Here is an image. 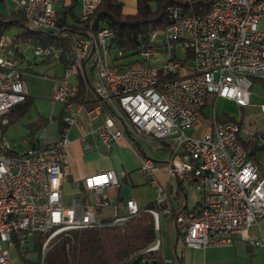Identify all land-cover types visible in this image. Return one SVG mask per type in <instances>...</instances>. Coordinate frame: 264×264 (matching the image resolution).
<instances>
[{
    "label": "built area",
    "instance_id": "2783aa9c",
    "mask_svg": "<svg viewBox=\"0 0 264 264\" xmlns=\"http://www.w3.org/2000/svg\"><path fill=\"white\" fill-rule=\"evenodd\" d=\"M10 1L30 27L59 40L67 38L69 51L61 75L54 78L50 111L36 143L14 150L2 125L9 123L10 109L27 99L28 89L22 57L6 53L10 42L0 37V264H17L9 247L20 254L28 248L30 234L45 236L36 262L43 264L50 243L61 235L123 226L141 211L153 216L156 233L147 251L161 249L162 213L174 221L189 247L230 246L236 236L249 245H263L249 230L264 217V159L254 161L242 140L264 139V134L249 133L235 120L222 121L216 103L222 98L239 107L249 105L252 80L264 75V0H212L204 13L193 12L186 5L190 0L168 4L167 24L150 36L155 45L137 56L142 64L121 70L114 68L122 52L110 48L115 36L110 27L88 26L70 34V28L58 22L54 0ZM99 3L82 0L80 23L89 21ZM159 33L161 42L156 40ZM32 51L58 61L63 46L32 45ZM76 74L85 88L79 97V80H72ZM55 103L62 106L66 126L77 123L81 112L90 120L102 117L94 131L106 148L127 135L168 148L162 163L139 157L141 171L155 188L152 207L139 206L131 197L120 211L105 194L106 188L120 185L114 169L84 176L76 197L64 194L62 182L69 171L64 149L71 140L64 133L53 137ZM206 107L212 109L207 131L201 137L185 133ZM260 108L264 111V104ZM83 137L82 147L92 148ZM173 179L195 187L201 196L198 209L173 211ZM107 208L109 214L103 212ZM163 264L176 262L163 258Z\"/></svg>",
    "mask_w": 264,
    "mask_h": 264
},
{
    "label": "trees",
    "instance_id": "16d2710c",
    "mask_svg": "<svg viewBox=\"0 0 264 264\" xmlns=\"http://www.w3.org/2000/svg\"><path fill=\"white\" fill-rule=\"evenodd\" d=\"M77 0L66 6L59 13L58 22L69 27V33L74 34L85 27L98 28L108 26L114 30L115 36L112 39L111 49L121 50L122 54L115 58L114 68L124 69L131 64H142L137 57L139 53L148 47L154 46L150 36L153 31H161L167 24L166 6L177 0H136L135 11L133 13L123 12L122 0H100L99 5L90 16L89 21L80 23L74 13ZM212 0H190V6L195 13L206 12ZM67 17L73 18L69 24ZM18 26V31L9 44L15 47L19 44L29 45H54L63 46L59 62L65 65L68 62L67 38L59 40L40 29L30 27L21 10L11 12L9 15L0 14V37L9 26ZM19 56L17 49L13 53ZM129 58V59H128ZM48 61L49 59H43ZM264 87V77H256ZM252 80V81H253ZM79 95L85 91L84 85L79 80ZM29 97L10 109L7 114L10 122V115L19 117L29 107ZM229 120H235L228 117ZM45 122V117H40L30 127V145L35 144L34 135ZM240 125L241 122L237 121ZM65 125H61L63 128ZM242 143L246 149L251 150V158L258 161L255 156V140L244 141ZM160 146L164 144L159 143ZM146 206L152 207L150 202ZM178 208H173L177 212ZM180 236L182 233L178 230ZM156 237L154 230L153 216L145 211L132 217L123 226H107L101 228H90L71 231L67 235H61L50 243V247L45 254L43 264H163V254L161 249L147 251ZM35 250L38 253L45 236L42 234L33 235ZM25 249H27L25 247ZM25 249L20 253L23 264H36L25 257Z\"/></svg>",
    "mask_w": 264,
    "mask_h": 264
},
{
    "label": "crops",
    "instance_id": "0c3cea01",
    "mask_svg": "<svg viewBox=\"0 0 264 264\" xmlns=\"http://www.w3.org/2000/svg\"><path fill=\"white\" fill-rule=\"evenodd\" d=\"M122 1H123L124 13H133L135 11L136 0H122ZM71 2L72 0H54V7L57 10V12L60 13L64 9V6L70 4ZM9 3L13 4L10 0H0V14L6 15L8 13L10 14L11 12L16 11L13 5L9 6ZM81 3L82 0L76 1V6L74 9L75 15L78 14L79 9L81 7ZM73 21H74L73 18L67 17V22L69 24H71ZM25 45L30 46L32 48V45L29 44L28 45L25 44ZM18 46L19 45L15 46L17 52L19 53L20 57H22L23 62L26 63L24 68L21 67L24 76L25 72L27 71L30 72L29 61H27L24 52L21 53L18 50ZM15 47L9 48L8 46L6 48V53H8L9 51L13 53V49L15 50ZM60 65L62 66L61 63ZM88 69H89V73L92 74V70L90 66H88ZM60 75H56L54 78ZM260 77H264V75ZM72 80L77 82L79 80V76L76 74L72 78ZM53 87H54V82L52 85V89ZM28 97L30 101L31 98L29 95V89H28ZM58 108H59L58 114L55 115L56 122L53 128V137L57 138L61 133H64L67 136V138L71 140V143L64 149V152L66 153L69 161V169H68L69 171L62 182V190L64 194H66L70 198L76 197L80 192L81 180L83 179L84 176L97 171L114 169L119 178L120 185L116 188L114 187L106 188L105 194L113 204H116L118 206L120 211H124L125 209L124 203L127 198L132 197L136 200L134 193L135 188L141 183H148L146 176L143 174V172L140 169L139 157L147 156L144 150L142 149V144L144 143L148 145H153V142L155 140L152 139L134 140L132 139V137L127 135L125 141H122L118 144H114L111 148H106L100 143L99 139L97 138V134L94 131V129L99 124L102 123V117L96 118L94 120H90L86 116L85 112H81L78 116L77 123L72 124L70 126L65 125L63 126V128H61V125L62 124L64 125V123L62 122L63 111L61 104L59 105ZM216 113H217V109H216ZM218 117L220 116L218 115ZM39 118L40 117L26 123L27 133L24 136L25 139L24 137H23L24 140L21 138L23 142H21L19 148H16L14 145L13 146L14 150H24L26 147L30 145L31 143L29 138L30 127L33 125V122H36ZM235 121L241 122V119H235ZM208 127H209V122H208ZM82 134H84L85 136L83 138H85L88 142L92 144L93 146L92 148L85 149L82 147L80 143V138ZM34 140L36 143L37 141L36 135H34L33 137V141ZM130 145H132L134 149H132ZM136 147L139 148V150ZM255 147H256L255 156L258 160H261L257 157L256 151L259 149V146L256 143H255ZM156 149L165 150L167 153L165 158L167 159L169 155V150L168 148H166V146L165 147L160 146L159 143L157 142ZM100 152L102 153L100 154ZM128 152L133 153L134 157L132 158L128 154ZM153 160L159 163L165 161V160H155V159ZM160 180L162 181L165 180L164 173L160 174ZM172 181L174 182V184H172ZM169 185H170L169 187L170 200L173 208L175 209L178 208L177 210L198 209V207L200 206V199H201L199 193L194 203L191 206H189L187 205L188 202L186 199L185 184L180 183L178 180L173 179L170 180ZM103 212L105 214H109L111 212V208H107ZM163 216L165 217V219H167V224H168V234H167L168 250L164 251V249L162 248V244H163L162 239L159 237L161 239V251L164 258H170L174 262H176V264H259L258 263L259 260L255 259L256 256L258 257V255H261V258L262 259L264 258V217L259 219L258 222L254 226H252L249 230L250 236H252V238L256 240H262L263 245L252 246L249 245L247 241H245L240 236H236L234 238L232 245L230 246L210 247L206 249H201V248L189 247L184 244L178 245V240L180 239L181 236L178 232L179 229L177 228L175 223L174 225L176 228V239L174 241V244H172L170 225L172 224L173 220L169 219L164 214ZM262 264H264V259Z\"/></svg>",
    "mask_w": 264,
    "mask_h": 264
},
{
    "label": "rangeland",
    "instance_id": "374dc122",
    "mask_svg": "<svg viewBox=\"0 0 264 264\" xmlns=\"http://www.w3.org/2000/svg\"><path fill=\"white\" fill-rule=\"evenodd\" d=\"M13 4L9 3V6ZM14 6V5H13ZM15 7V6H14ZM11 12V11H10ZM9 15L6 14V16ZM18 26L12 25L6 28L3 32L4 41L10 42L13 36L17 33ZM163 38L162 33H159L156 37L157 42H161ZM28 45V44H27ZM18 50L25 54L27 61H29L30 72H25L24 79L26 81L27 87L29 89L30 103L29 107L23 114L19 117L15 115H10V122L8 124L2 125L4 129V134L6 138L10 141L11 146L16 148L20 147L21 142L25 139L27 133L26 123L33 121L38 117H46L50 111V95L51 89L54 82V77L62 73V66L56 59H50L48 61H43V58L33 54L32 48L26 46L25 44H19ZM11 54L12 52H8ZM129 59V58H128ZM25 62L22 63V67H25ZM140 64H131L126 67H134ZM191 65V63L189 64ZM53 90V89H52ZM250 104L245 107H239L233 101L227 99H218L216 103L217 114L222 121L229 120L228 117L235 119H241L242 129L249 133H254L257 135L264 134V111L261 110L260 105L264 104V87L259 80H253L250 87ZM59 103L54 105V113L58 114ZM212 112L211 107H206L202 113L201 118L197 120L195 127H190L184 129L185 133L191 134L195 137H201L205 131L208 129L209 116ZM6 131V133H5ZM243 133V132H242ZM24 137V139H23ZM23 140H22V139ZM256 144L259 149L256 151L257 157L259 159L264 158V139L256 140ZM157 142H153V145L142 144V149L146 155L155 160H165L166 151L156 149ZM137 148V147H136ZM139 150V148H137ZM103 152V151H102ZM100 152V154L102 153ZM128 154L133 158V153L128 152ZM172 184L174 182L172 181ZM185 192L187 205L191 206L197 198L198 191L191 184L185 183ZM135 198L140 206L146 205L151 202L154 198L155 190L150 186L149 183H141L135 190ZM160 226L161 229L158 231V236L162 239V248L164 251L168 250L167 244V234H168V224L167 219L161 214L160 216ZM171 230V242L174 244L176 239V228L174 221L170 225ZM252 237V236H251ZM45 239V238H44ZM184 244L182 238L178 240V245ZM185 245V244H184ZM10 257L13 262L19 264L22 262L19 252L16 248L11 245L9 247ZM25 257L30 261L37 262L38 253L35 250V243L33 235H29V245L25 249ZM259 260V264L263 263L261 255L256 256Z\"/></svg>",
    "mask_w": 264,
    "mask_h": 264
}]
</instances>
